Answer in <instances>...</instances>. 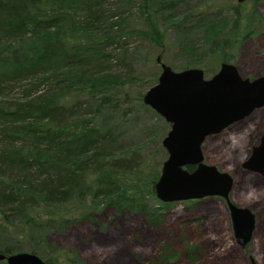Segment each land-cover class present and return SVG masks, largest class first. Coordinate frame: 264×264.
Instances as JSON below:
<instances>
[{
  "label": "trees",
  "instance_id": "16d2710c",
  "mask_svg": "<svg viewBox=\"0 0 264 264\" xmlns=\"http://www.w3.org/2000/svg\"><path fill=\"white\" fill-rule=\"evenodd\" d=\"M181 1L0 0L1 252L12 251L8 242L15 236L33 238V232L71 223L59 209L85 200L92 208L102 202L138 212L149 224L161 221L160 207L145 198L157 200L152 183L158 171L123 138L116 114L128 112L127 102L148 107L141 88L157 73H139L129 43L161 45L167 25H158L152 3L160 11ZM226 7L234 16L230 24L217 17ZM131 9L140 17L127 22ZM238 16L230 2L200 0L179 14L175 26L196 25L219 62L229 61ZM182 251L193 258L191 245L183 242ZM175 254L162 243L156 263Z\"/></svg>",
  "mask_w": 264,
  "mask_h": 264
},
{
  "label": "rangeland",
  "instance_id": "374dc122",
  "mask_svg": "<svg viewBox=\"0 0 264 264\" xmlns=\"http://www.w3.org/2000/svg\"><path fill=\"white\" fill-rule=\"evenodd\" d=\"M199 1L182 0L160 11L152 3L151 9H156L152 14L158 25H167L163 42L161 45L148 41L140 45L129 43L131 48L135 46L133 62L139 73L145 74L144 78L158 73L159 64L154 61L156 55L173 69L197 60L192 66L202 67L206 77L217 69L218 56L202 39V29L196 25L188 28L184 23L175 26L179 14ZM211 2H230L238 8L239 29L230 47L229 61L235 64L241 76L263 74L264 0ZM126 8H129L127 4ZM166 12L172 15L171 20H162ZM219 15L228 19L229 24L234 18L228 7L217 17ZM137 17H140L138 12L131 9L126 20L131 22ZM188 45L193 48L189 49ZM127 106L129 109L125 115L116 114L122 136L135 143L141 159L153 163L152 170L159 171L165 156L160 140L169 124L149 106L142 107L134 102H127ZM263 126L264 105L254 108L219 132L207 135L202 143L203 161L232 176L229 199L249 207L254 215L251 237L244 245L236 242L226 204L219 196L162 204L155 195L157 200L147 194L145 198L149 204L156 208L159 206V211H162L163 217L157 224L147 223L138 212L125 208L116 211L112 206H103L102 202L92 208L93 205L85 200L82 205L69 204L59 209L72 217L71 223L44 234L33 232V238L30 235L15 236L8 242L11 250L34 249L36 254L47 259V264H264V176L240 166L257 143ZM86 212L89 214L82 217ZM183 242L193 247L192 259L182 251ZM162 243L170 246L176 254L156 263ZM0 264L6 263L0 260Z\"/></svg>",
  "mask_w": 264,
  "mask_h": 264
},
{
  "label": "water",
  "instance_id": "95a60500",
  "mask_svg": "<svg viewBox=\"0 0 264 264\" xmlns=\"http://www.w3.org/2000/svg\"><path fill=\"white\" fill-rule=\"evenodd\" d=\"M155 59L159 71L141 100L169 126L160 140L165 156L152 183L153 193L161 202L219 196L226 204L236 242L244 245L250 240L254 215L249 207L229 199L232 176L203 161L201 143L207 135L264 104V73L241 76L233 62L220 61L206 77L199 66L173 69L158 56ZM240 166L264 176V127ZM0 260L46 264L38 254L26 250L0 251Z\"/></svg>",
  "mask_w": 264,
  "mask_h": 264
},
{
  "label": "flooded vegetation",
  "instance_id": "af4514ba",
  "mask_svg": "<svg viewBox=\"0 0 264 264\" xmlns=\"http://www.w3.org/2000/svg\"><path fill=\"white\" fill-rule=\"evenodd\" d=\"M250 78H251V77H250ZM263 105H264V104H263ZM263 105H262V106H263ZM258 107H261V106H258ZM255 108H257V107H255ZM239 119H240V118H239ZM237 120H238V119H237ZM232 122H233V121H232ZM230 123H231V122H230ZM230 123H228L227 125H229ZM227 125H226V126H227ZM226 126H225V127H226ZM263 127H264V126H263ZM262 129H263V128H262ZM216 133H217V132H216ZM211 134H214V133H211ZM260 134H261V133H260ZM204 139H205V138H204ZM204 139H203V141H204ZM258 139H259V138H258ZM203 141H202V143H203ZM202 143H201V151H202ZM202 155H203V154H202Z\"/></svg>",
  "mask_w": 264,
  "mask_h": 264
}]
</instances>
